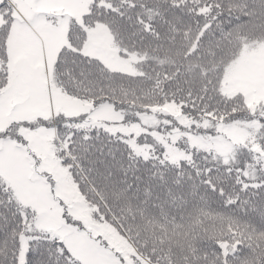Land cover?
<instances>
[{
  "label": "snow or ice",
  "instance_id": "6c2138e0",
  "mask_svg": "<svg viewBox=\"0 0 264 264\" xmlns=\"http://www.w3.org/2000/svg\"><path fill=\"white\" fill-rule=\"evenodd\" d=\"M0 264H264V0H0Z\"/></svg>",
  "mask_w": 264,
  "mask_h": 264
}]
</instances>
